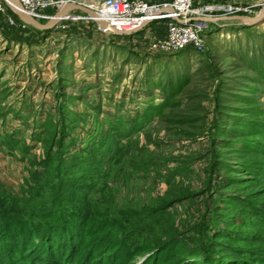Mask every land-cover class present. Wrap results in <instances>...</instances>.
I'll return each instance as SVG.
<instances>
[{"label":"rangeland","instance_id":"rangeland-1","mask_svg":"<svg viewBox=\"0 0 264 264\" xmlns=\"http://www.w3.org/2000/svg\"><path fill=\"white\" fill-rule=\"evenodd\" d=\"M52 1L97 8L106 0ZM204 5L219 8L214 17L253 16L264 0ZM84 16L73 12L31 41L0 42V213L11 205L25 214L47 210L29 191L38 182L33 191L44 192L47 150L57 154L61 142L66 166L78 154L76 213L89 209L100 220L126 218L146 228L159 217L160 230L174 226L180 242L196 239L209 221L206 236L220 235L227 221L246 226L242 236L263 235L264 170L252 175L240 167L243 133L235 127L258 124L254 141L264 149V21L210 25L203 53L168 55L146 52L144 34L133 41L104 36V44L88 35ZM49 120L56 134L46 139ZM89 159L94 165L86 169ZM185 194L193 197L181 200Z\"/></svg>","mask_w":264,"mask_h":264},{"label":"trees","instance_id":"trees-1","mask_svg":"<svg viewBox=\"0 0 264 264\" xmlns=\"http://www.w3.org/2000/svg\"><path fill=\"white\" fill-rule=\"evenodd\" d=\"M159 110L155 115H159ZM146 113L143 120L154 115L151 110ZM136 119L133 125L140 126L142 119ZM251 123L248 120L235 127L243 133L237 136L241 146L236 151V159L245 174L253 175L256 170H264V149L254 141L261 132L259 125ZM47 126L50 128L44 137L49 139L56 134V127L50 120ZM61 144H57V154L49 152V148L47 150L43 163L46 181L41 184L44 192H34L41 187L38 182L33 183L34 191H29V197L45 203L47 210L40 214H25L11 205L3 214L0 213V264H264V234L242 236L246 226L240 229L234 222L227 221L220 235L206 236L208 225L212 223L209 221L206 228L200 229L202 231L196 239L180 242L182 234L174 226L160 230L162 221L159 217L153 226L146 228L143 225L133 227L126 218L121 222L111 217L100 220L103 217H93L89 209L74 212L72 208L77 199L73 195L78 190L80 179L76 167L78 154H73L69 159L70 165L67 164L69 167L66 166ZM91 165L94 162L89 159L82 166L88 169ZM192 197L187 194L180 196L181 200ZM178 199L174 198V201ZM251 200L248 197L247 203ZM167 206L168 203L165 204ZM252 217L257 219L258 216L252 214ZM90 221L97 226L93 227ZM158 232L160 235L156 236ZM149 235L152 237L148 238ZM189 242L193 243L192 249Z\"/></svg>","mask_w":264,"mask_h":264},{"label":"built area","instance_id":"built-area-1","mask_svg":"<svg viewBox=\"0 0 264 264\" xmlns=\"http://www.w3.org/2000/svg\"><path fill=\"white\" fill-rule=\"evenodd\" d=\"M16 1L27 14L42 22L50 20L52 18L50 11L58 8L52 0ZM6 7L4 1L0 0V14L5 12ZM92 9L112 29L127 34L118 38L122 40L129 38L133 41L135 38L140 40L148 35L146 52L173 55L188 49L197 54L203 53L205 47L203 35L207 27L199 20L214 17L212 13L219 8L205 6L204 0L153 3L146 0H106L99 7ZM233 12L232 9L231 13ZM82 20L93 24L97 33L103 36L112 35L108 30L100 28L89 16H84ZM7 22L10 26L17 25L12 18H8Z\"/></svg>","mask_w":264,"mask_h":264},{"label":"water","instance_id":"water-1","mask_svg":"<svg viewBox=\"0 0 264 264\" xmlns=\"http://www.w3.org/2000/svg\"><path fill=\"white\" fill-rule=\"evenodd\" d=\"M5 5L13 12L14 16L17 18L18 23L24 27H28L36 32H49L57 28V26L71 13L78 12L85 14L96 21V24L104 29L108 30L114 37H122L126 36V33H119L116 30L112 29L106 22L101 20L98 14L89 7L83 6L81 4L75 2H65L61 7L58 8L57 12H55L54 16L46 21H37L29 14H27L22 6L16 0H3ZM264 7L258 12L260 14H254L253 16L242 15L237 12V15H222L218 17H210V18H202L199 21L206 24V27H210V25H215L219 27L221 22H234L236 21L238 25L250 28L256 25L261 24L264 21ZM228 26V25H227Z\"/></svg>","mask_w":264,"mask_h":264},{"label":"crops","instance_id":"crops-1","mask_svg":"<svg viewBox=\"0 0 264 264\" xmlns=\"http://www.w3.org/2000/svg\"><path fill=\"white\" fill-rule=\"evenodd\" d=\"M8 18L14 19L17 25L10 26L7 22ZM86 29L88 30L89 36H93L95 38L101 37L102 39H104L103 35L96 32V28L93 24L87 23ZM42 33H46V32H36L28 27H24L20 25L18 23L17 18L14 16L13 12L8 7H6L4 13L0 14V42H3L5 44L16 43L18 45L17 40L31 41L32 39H36L38 34L41 35ZM103 43L107 44L105 39ZM136 46L140 47L139 44H135L134 47Z\"/></svg>","mask_w":264,"mask_h":264},{"label":"bare ground","instance_id":"bare-ground-1","mask_svg":"<svg viewBox=\"0 0 264 264\" xmlns=\"http://www.w3.org/2000/svg\"><path fill=\"white\" fill-rule=\"evenodd\" d=\"M63 4H64V3H63ZM63 4H62V5H63ZM60 7H61V6H60ZM258 14H260V13H258ZM256 15H257V14H256ZM263 16H264V12H263Z\"/></svg>","mask_w":264,"mask_h":264}]
</instances>
